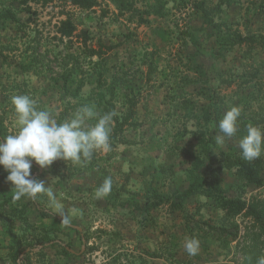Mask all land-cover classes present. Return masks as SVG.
Returning a JSON list of instances; mask_svg holds the SVG:
<instances>
[{
  "label": "rangeland",
  "instance_id": "rangeland-1",
  "mask_svg": "<svg viewBox=\"0 0 264 264\" xmlns=\"http://www.w3.org/2000/svg\"><path fill=\"white\" fill-rule=\"evenodd\" d=\"M97 1L94 8L83 9L66 0H0L2 139L18 131L11 103L13 95H30L37 107L50 111L57 122L71 119L83 105H95L101 114L117 113L113 118L110 151L96 150L85 164L73 165L57 159L47 168L38 165V171H31L33 178L40 174L38 178L49 183L64 204L71 217L68 227L60 220L41 216L30 198L14 201L15 189L6 181L8 173L0 166V264H256L257 257L264 255V235L259 236L252 219L228 214L219 199L224 196L249 200L251 195L264 189L237 177L236 168L222 169L227 157H243L239 140L246 134V128L240 125L236 136L227 138L223 145H218L215 137L219 119L234 105L231 99L227 100L228 95L241 94V90L242 97L238 100L244 103L238 104L243 108L239 122L241 117L246 122L245 101L253 99L255 105L249 119L264 127L262 75L258 74L253 85L241 90V79L232 81L230 75L224 81L205 83L204 89L214 91L210 94L211 100L223 101L218 106L223 115L212 125L205 118L204 98L192 101L196 104L188 105L187 112L178 114L171 110L168 113L164 110V104L172 97L168 94L164 99L156 97L154 111L156 117L166 115V121H161L163 125L157 122L156 126L147 127L141 104L146 99V91L157 87L164 76L162 54L169 52L173 56L174 62L169 65L171 72L188 66L182 45L189 37L184 35L188 7L181 13L180 0H167V7L164 0L165 10L160 12L167 17L169 26L162 31L153 23L162 22L161 16L155 13L162 0ZM206 2L210 12L218 13V0ZM232 3L233 8H227L225 13L223 10L222 15L227 14L225 20L231 13L233 17L239 16L238 26L224 25L223 28L220 23L223 21L215 19L220 26L217 24L214 31L222 38L210 41L207 37L206 44L218 47V42L237 40L238 32L243 36L253 34V19L262 18L264 0H233ZM67 16L78 32L82 29L91 32L93 46L103 43L116 47L103 58L88 56L77 38L68 40L58 32L61 20ZM257 39L261 43V37ZM258 43L255 47L244 44L241 54L253 56ZM251 89L255 91L249 98ZM186 113L191 117L187 118ZM140 121L145 123L142 129L138 127ZM86 123L94 125L96 120ZM151 133L158 137L154 139L157 143H140ZM160 141L170 149L163 155V165H157L153 172L150 168L143 172L139 167L142 154H158ZM159 153L158 157L163 154ZM178 167L180 181L174 191L172 182ZM217 169L218 184L222 188L218 199L206 200L196 195L176 205L179 196L191 188L187 187L188 182L196 184L202 174ZM106 177L113 180L112 190L108 196L96 199L95 190ZM147 179L152 181L145 183ZM147 193L154 200L164 198L166 202L145 214L141 210L149 205L140 199ZM37 199L49 209L45 195L39 194ZM150 222L153 226L149 231ZM235 223L239 224L237 238L232 236ZM222 226L232 233L220 234ZM192 237L200 241L195 256H189L184 249V242Z\"/></svg>",
  "mask_w": 264,
  "mask_h": 264
},
{
  "label": "clouds",
  "instance_id": "clouds-1",
  "mask_svg": "<svg viewBox=\"0 0 264 264\" xmlns=\"http://www.w3.org/2000/svg\"><path fill=\"white\" fill-rule=\"evenodd\" d=\"M11 103L16 115L18 131L0 140V166L8 173L6 181L15 189L13 200L27 197L37 199L39 194L47 197L48 207L61 223L68 227L71 217L64 204L58 200L52 187L45 180L32 177L33 161L41 168H47L57 159L73 165L89 162L96 150H111L110 135L115 111L99 113L95 105H83L71 119L57 122L48 110L37 107L36 101L26 94L13 95ZM242 108L231 106L218 123L219 132L215 140L223 145L227 138L236 136L239 131V118ZM95 119L94 125L86 122ZM239 148L245 160L252 161L264 153V127L254 124L246 126V134L239 140ZM113 180L106 177L95 190V198L102 199L112 190ZM199 239L192 237L184 242L189 256L198 254ZM256 264H264V255L258 256Z\"/></svg>",
  "mask_w": 264,
  "mask_h": 264
},
{
  "label": "crops",
  "instance_id": "crops-1",
  "mask_svg": "<svg viewBox=\"0 0 264 264\" xmlns=\"http://www.w3.org/2000/svg\"><path fill=\"white\" fill-rule=\"evenodd\" d=\"M194 0H192L193 2ZM169 5V4H167ZM230 8H233V5L230 6ZM189 18V25L192 27L193 32L197 35H199L203 41L205 36H203V33H210L211 32V26L208 25V23L205 22L204 19V12L202 9H195L193 7V4L190 3V5L187 8V13ZM229 18L228 20H225V17L227 14L222 15V18H217L220 21H224L226 24L232 25V24H237L240 22V17L238 16H232L231 14H228ZM236 15V14H235ZM162 19V22H159L161 24H158L154 21V27L159 26V28L162 31H165L166 28H168V23H167V17L163 16L160 17ZM254 28L253 32L257 34L256 37L259 35H262V38H264V14L261 19L259 18H254ZM251 24V23H250ZM207 36V35H206ZM215 37L211 38L213 40ZM207 37L205 38V42H202V45L199 47L198 45L194 44L193 42H189L186 46L184 47V60L186 64L188 65L186 68L183 67L184 70L176 71V72H171L169 65L170 63L172 64L174 62L173 56L170 55L169 52H165L162 54L161 58L164 62V76L162 80L158 81L157 87L155 88H149L146 91V99L143 100L141 107L143 108V111L145 113V123L148 124L147 127H153L156 126L155 124L158 122L159 124H162L163 122L166 121L165 116H155L154 111L157 110L156 106V99L160 97V99H164V97L168 94H172L171 99L169 100L166 105L164 104V110L168 111V113L173 110L174 112L180 114L181 111L187 112L189 109L186 107V105L190 104H196L195 102L192 101H197L199 99L205 100L206 104H204V107H208L211 103V93H214V91H211L209 88L204 89V84L214 80L215 83L218 81H224L225 77L230 75L231 78H238L242 76L248 77L249 75H253L254 73H258L259 75H262V79H264V44H260L259 46H256L255 54L253 56H243L241 54V46H244V44H228V45H223L221 51H218V47H214L212 44L208 43L206 44ZM204 46V47H203ZM203 47V48H202ZM218 51V52H217ZM183 57V56H182ZM251 78L254 80V78L251 76ZM251 83H249L250 85ZM209 85V84H208ZM223 85H221L222 87ZM202 87V88H200ZM223 88H221L222 90ZM252 93L249 98H252L254 89H251ZM237 92L228 95V99L232 100L231 103L234 105H238L240 103H244L243 101L239 102L238 98L242 95V90L241 94L236 95ZM248 93V92H247ZM246 93V94H247ZM248 95V94H247ZM157 97V98H156ZM242 97V96H241ZM188 100V101H187ZM161 101V100H160ZM160 103V102H159ZM199 103V102H198ZM229 103V102H228ZM176 104V107L174 108V105ZM186 104V105H185ZM245 104L247 105V110H246V115H247V123L251 121L249 117L251 116L250 114L253 113V106L255 105V102L253 99L251 100H246ZM160 106H163L160 104ZM175 109V110H174ZM243 111V108H242ZM166 113V114H168ZM213 118H215V115H213ZM212 122V121H211ZM216 122V119L215 121ZM144 122L140 121L138 127L142 129L144 127ZM147 129V128H146ZM143 133V132H142ZM144 134V133H143ZM143 137L141 142H143V145H146L148 142H150V145H153L157 143L154 139H158V137H154V133H151L149 136ZM159 150L158 154L153 156L152 154L148 155H143L141 156L140 159V164L142 171L146 173L145 169L150 168L153 171L156 170V167H159L157 165L161 164L163 165V155L166 153L170 152L168 144H166L164 141L159 142ZM135 144H137L135 142ZM159 152H163V154L158 157L160 154ZM157 161V162H156ZM138 165V164H137ZM163 167V166H162ZM161 168H159V171L161 172ZM180 167L175 169L174 176H176V179L173 183L174 186V191L178 189L179 186V179H177L180 173ZM139 170V171H140ZM140 174V172H139ZM151 178V176H149ZM152 179V178H151ZM150 179V180H151ZM186 179V178H185ZM147 179L145 183H150L151 181ZM191 186V182H188V186ZM199 196L203 197L206 200H208V196L201 195V194H192L190 195L191 197L194 196ZM141 202L146 203L148 199L153 200L154 197L151 195V193H147V195L142 196ZM151 210L149 208H143L141 210V213L150 212ZM149 231L152 229L149 225ZM207 228V227H206ZM148 232H145L144 238L148 239ZM151 238V237H149Z\"/></svg>",
  "mask_w": 264,
  "mask_h": 264
},
{
  "label": "trees",
  "instance_id": "trees-1",
  "mask_svg": "<svg viewBox=\"0 0 264 264\" xmlns=\"http://www.w3.org/2000/svg\"><path fill=\"white\" fill-rule=\"evenodd\" d=\"M66 1L70 2L71 4H73L75 6L83 8V9H92L95 6H97V4H98L97 0H66ZM157 1H159V0H157ZM168 1L165 0V6L166 7L168 4ZM175 2H176V0H175ZM232 2H233V0H218V13H215V12L212 13V12H210V8H208V2H206V0H194L193 2H192V0H180V3H181L180 7H182V8L179 10L181 13H183L186 9V6L188 7L190 5V3H192L193 7L197 10L202 9L204 12L205 22L208 23V25H210L212 28L210 33L205 32V33H203V36H205V38L208 37L210 39L215 37L213 40L216 41L218 39L220 40L222 38V36L219 37V34L217 35L214 31V27H216L217 24H218V26H220V24L216 23L215 21L218 20L217 18H222L221 16H222V14H224L226 12L227 8H230V6L233 5ZM160 4H161L160 9L155 10V13H157L159 16L163 17L165 15L162 12H160V10H165L163 8V5H162V4H164V0H162V2ZM223 10H224V13H222ZM186 16H187V18H186L187 24H186V28H185L186 30H184V33H185L184 35L189 36V37H188V42L186 44H182V45L186 46L192 39V42H194V44H197L200 47L202 45L201 37L193 32L192 27L189 25L188 14H186ZM11 17H15V16L13 15ZM218 21H220V20H218ZM220 23L223 25V28H225L224 25H226V26L229 25V24H226L224 21L220 22ZM58 32L63 37L67 38L68 40H73V38H77L78 42L81 43L84 50L86 51V53L90 57L97 56L99 58H103L104 55H107L109 52H111L116 47V45L103 44V43H100L98 47L93 46L91 44L92 39H93L91 32L89 30H86V29H82L81 31L78 32L77 26L73 23L71 17H69V16H67V18L64 20H61V24L58 27ZM251 35H253V36H251ZM251 35L250 36L249 35L243 36L242 34H240V32H238L237 40L227 42L226 44H224L223 42H218L217 43L218 48H219L218 51H221L223 45H228V44L234 45V44L248 43V44L252 45V47L253 46L255 47V45H257V43L259 42V40L257 39L258 37H261V43H258V44H264V38H262V35H259L258 37H256L257 34H255V33H253ZM251 76L253 78H257V76H259V75H258V73H254L253 75H249L248 77L242 76V77L234 78V79L230 77L229 79L232 81L235 79H239V80L241 79V82L243 83L242 88L239 89V90H241V89H244L245 86H249V83H251L253 85V79L251 78ZM222 104H223V101L221 99H218V100L212 99V103L208 107H205L204 110H206V114H207V115H205V118L208 121L207 122L208 125H212L213 123H215L214 122L215 119H216V122H218L219 117H221L223 115L218 110V106L221 107ZM186 107H188V106L186 105ZM188 113H186V116L188 115ZM213 115H215V118H213ZM130 117H133V112L130 113ZM189 117H191V115L187 116V118H189ZM242 118L243 117H241L239 123H240V125H243V128H246V126L248 124H254V123H252V120L249 121V123H247V121L243 122ZM219 121H220V119H219ZM0 135H1V132H0ZM225 160H226V165L222 166L223 170L236 168L237 170L235 171V173H236L237 177L245 179L247 182H249L252 185H256L258 188H262V187L264 188V179L262 176L263 175L262 173L264 172V154H262L259 158L252 160V161L245 160L243 157L242 158L241 157L236 158V159L231 158V157H227ZM38 170H39L38 165L35 162H33V166H32L31 171L36 172ZM39 176H41V175L39 174L38 177ZM200 177H201L200 181H198L196 184L192 183L190 186L191 188L185 193L184 196H181V195L179 196L180 199L178 200V202H175V203H177L176 205H180L182 200L187 199L192 194H201V195H205V196H208L210 198H213V199L214 198L218 199V194L221 193V191H222V188L218 184L219 183L218 182V169L213 170L211 172H208V174H204V175L202 174V176H200ZM219 199H220L222 209L226 210L228 214L232 213L235 216L239 215V216H242V217L247 218V219H252L253 226L256 227L257 229H259V231H260L259 236L264 235V189H262V191H260L256 195H251L249 200H244V199H241L240 197L228 199L224 196L223 197L220 196ZM31 201L33 202V204L35 205V207L37 208V210L39 211L41 216L53 218L55 220H60V218L58 216L53 215L51 210H49L43 204H40L38 199H35V200L31 199ZM154 201H157V202L155 203ZM165 202L166 201L164 198H158V200L148 199V201L146 203H148L149 206L148 207L146 206V208H149V209L152 208L153 209V208L157 207V205H161ZM151 224H152V222L149 223L150 227L153 226ZM212 230H215V229L212 228ZM232 230H235V233L232 235L233 238H237V236L239 234V224L235 223ZM232 230H228L225 226H222L219 229V233L222 235H225L226 233L227 234L232 233ZM20 254L21 253H18V256H20ZM28 264H30V263H28Z\"/></svg>",
  "mask_w": 264,
  "mask_h": 264
},
{
  "label": "water",
  "instance_id": "water-1",
  "mask_svg": "<svg viewBox=\"0 0 264 264\" xmlns=\"http://www.w3.org/2000/svg\"><path fill=\"white\" fill-rule=\"evenodd\" d=\"M0 140H2V139L0 138ZM74 228L77 229L78 231H81V230H82V228L79 227V226H74ZM67 249L70 250L71 252H74V251L71 250L69 247H67Z\"/></svg>",
  "mask_w": 264,
  "mask_h": 264
}]
</instances>
